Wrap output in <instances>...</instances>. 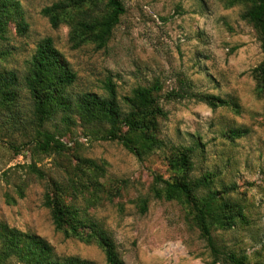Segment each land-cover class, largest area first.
I'll list each match as a JSON object with an SVG mask.
<instances>
[{"label":"rangeland","instance_id":"1","mask_svg":"<svg viewBox=\"0 0 264 264\" xmlns=\"http://www.w3.org/2000/svg\"><path fill=\"white\" fill-rule=\"evenodd\" d=\"M58 1L20 0L27 32L21 35L12 25L7 39L0 40V72L12 70L22 81L38 43L50 37L78 75L72 97L86 92L105 95L108 81L120 97L159 82L163 93L186 89L230 102L211 108L193 98L163 101L168 116L161 136L169 147L194 149L193 175L211 174L214 189L229 191L246 207L248 224L216 232L219 243L245 253L252 264H264V96L256 92L252 76L263 56L254 29L241 17L244 8L227 7L222 0H122L126 13L108 46L73 49L69 28L54 29L41 14ZM32 107L23 88L13 113L0 112V224L45 239L59 258L76 256L107 264L97 244L56 231L44 206L47 184L64 178L67 162L28 146ZM11 115L23 126L13 127ZM73 117L69 126L58 116L47 127L63 135L71 154L105 164L99 201L92 205L79 196L78 204L112 235L124 262L211 264L210 252L182 206L151 194L157 175L170 176L169 150L141 160L117 142L88 136L76 113ZM240 128L248 129V135L231 140L229 131ZM146 199L144 211L141 203Z\"/></svg>","mask_w":264,"mask_h":264},{"label":"trees","instance_id":"2","mask_svg":"<svg viewBox=\"0 0 264 264\" xmlns=\"http://www.w3.org/2000/svg\"><path fill=\"white\" fill-rule=\"evenodd\" d=\"M227 7L242 6V19L255 31L262 52L261 63L252 70L256 92L264 96V0H222ZM126 13L122 0H61L43 8L41 14L57 29L69 28V43L73 49L93 45L104 49ZM12 25L19 34H26L28 24L20 0H0V40H6ZM12 70L0 72V112L13 113L19 105L25 88L32 101L31 134L28 146L39 154L63 157L64 178L47 184L44 206L49 209L56 231L67 238L85 244H97L107 264H126L120 257L112 235L78 204V197L94 204L104 187L105 164L71 154L63 135L47 126L58 116L66 126L74 123L76 113L87 129L88 136L96 140L121 144L139 159L157 151L169 150L166 160L170 176L157 175L151 189L153 198L177 202L186 212L187 219L196 228L210 252L211 264H252L245 253L219 243L218 231H230L248 224L246 207L233 200L229 191L214 189L211 174L195 177L194 149L184 146L170 147L161 136L162 121L168 116L163 101L193 98L211 108L230 106V102L209 94H189L187 90L163 93L159 82L139 86L130 95L120 97L116 85L105 84V95L86 92L72 97L70 91L78 75L72 69L52 38L37 45L22 81ZM12 117L11 125H22ZM9 117V116H6ZM248 129H231L229 138L236 140L248 135ZM33 172L43 177L42 171L31 165ZM20 198L24 191L19 188ZM14 200V199H12ZM148 201L141 207L147 209ZM94 264L79 257L59 258L54 247L45 239L31 233L0 224V264Z\"/></svg>","mask_w":264,"mask_h":264}]
</instances>
